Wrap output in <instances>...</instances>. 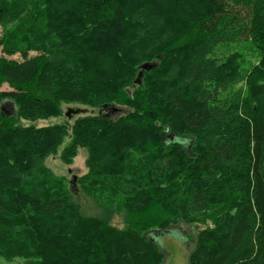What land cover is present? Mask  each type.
Listing matches in <instances>:
<instances>
[{"label":"trees","instance_id":"1","mask_svg":"<svg viewBox=\"0 0 264 264\" xmlns=\"http://www.w3.org/2000/svg\"><path fill=\"white\" fill-rule=\"evenodd\" d=\"M44 3L61 43L0 47V108L15 106L0 113V258L160 264L152 236L185 223L201 228L189 264H264V0ZM23 13L0 12L2 30ZM69 104L98 113L69 126ZM61 147L65 166L87 152L76 185L101 190L102 216L46 166ZM121 214L132 227L110 224Z\"/></svg>","mask_w":264,"mask_h":264},{"label":"rangeland","instance_id":"2","mask_svg":"<svg viewBox=\"0 0 264 264\" xmlns=\"http://www.w3.org/2000/svg\"><path fill=\"white\" fill-rule=\"evenodd\" d=\"M12 8H16V10L24 12L23 21L14 23L3 30L0 27L1 48L14 47L26 50L30 52L31 56H33L39 52L47 50L48 46L53 43V45L61 43L59 42V39L49 35V31L52 30V19L50 17L48 18V12L47 9H45L44 0H0L1 13L6 14L8 12H12ZM67 37L72 38V36ZM229 48L231 52L240 50V48L233 45ZM253 62L255 61L253 60ZM102 82L105 81L102 80L100 85ZM0 90L9 91V88L7 86H2ZM63 107L64 112L68 108L75 107L81 110V113H79L80 115L70 117V121L67 120L69 126H71L74 119L78 116L97 115L98 113V110H91L90 108L73 104L63 105ZM112 108L114 110L106 109L103 110L102 113L114 119L124 113H127L128 111L123 107ZM0 113L5 117H11L12 114L15 113V106L13 102L2 103ZM65 121V118L58 117L48 120H40L36 123L31 121H18V124L22 126L34 124L37 127H41L50 124L64 123ZM68 143L69 139L64 141V145H67ZM61 149L62 147L59 149L57 156L49 157L46 160V166L56 177H63L66 180L73 202L79 205L82 216L91 218L102 216L103 213L101 207H103L102 204H105L104 199H106V197L101 194V190L94 188L92 189L94 193L92 192L91 194H86L78 185H76L77 177H80L85 173L83 161L87 156V152L85 150H80L78 156L74 159V163L70 166H65L58 158ZM72 178H74V182L71 184ZM127 223L129 227H132L131 222L127 221V216L121 214L115 215L110 224L116 229H123L126 227ZM200 229L201 228L199 226L178 223L170 226L169 229L165 231V234L152 236V240L156 242L163 254V260L160 264H189L188 256L194 248L195 234ZM0 264H25V260L14 259L12 261H6L0 258Z\"/></svg>","mask_w":264,"mask_h":264},{"label":"water","instance_id":"3","mask_svg":"<svg viewBox=\"0 0 264 264\" xmlns=\"http://www.w3.org/2000/svg\"><path fill=\"white\" fill-rule=\"evenodd\" d=\"M147 69H149L148 67H147V65H144V66H142V71L143 70H147ZM140 77H141V73H139L138 74V78L135 80V84H140V82H139V79H140ZM110 110H114L113 108H110ZM73 113H78V111H74V110H69L67 113H66V115H70V114H73ZM171 141L173 140V136L172 135H170L169 137H168ZM74 182V178H72L71 179V184ZM159 234H165V232H156L154 235H159Z\"/></svg>","mask_w":264,"mask_h":264}]
</instances>
